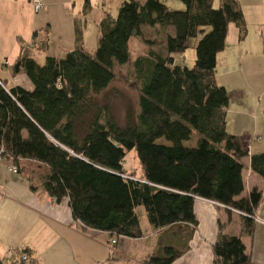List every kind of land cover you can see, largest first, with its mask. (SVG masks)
I'll return each mask as SVG.
<instances>
[{"label": "trees", "instance_id": "obj_1", "mask_svg": "<svg viewBox=\"0 0 264 264\" xmlns=\"http://www.w3.org/2000/svg\"><path fill=\"white\" fill-rule=\"evenodd\" d=\"M179 1L184 10L160 0H123L116 17L108 14L101 23L93 53L78 45L42 65L21 55L18 72L32 90L8 89L0 80V161L15 167L33 192L57 203L67 199L82 229L107 233L115 241L111 246L120 238L143 237L138 207L155 230L196 226V199L234 210L241 235L229 236L219 224L212 264H253L242 236L253 237L261 190L243 195V160L249 157L250 171L263 179L264 152L251 156L243 137L226 132L229 95L215 81L229 24L245 36L243 14L236 0H220L218 8L214 0ZM262 27L264 45V22ZM145 29L162 37L164 54L151 50L134 61L138 113L118 125L96 97L114 80V68L129 62L132 38L153 44L144 38ZM199 36L192 67L175 65L174 55ZM130 151L140 178L125 174ZM161 250L148 264H172L182 254ZM27 253H15L10 264H22Z\"/></svg>", "mask_w": 264, "mask_h": 264}, {"label": "crops", "instance_id": "obj_2", "mask_svg": "<svg viewBox=\"0 0 264 264\" xmlns=\"http://www.w3.org/2000/svg\"><path fill=\"white\" fill-rule=\"evenodd\" d=\"M78 1L42 0L43 8L34 13L30 0H0V80L5 88L32 90L31 82L16 70L18 58L26 54L38 62L52 56L53 36L58 37L55 49L59 55L55 57H63L78 45L89 53L95 51L101 23L109 13L106 14L102 5L101 11L93 15L89 4L86 9L85 1ZM160 1L172 10H184L179 0H172L171 7L167 0ZM213 5L219 7L220 0H214ZM76 29L80 32L79 43ZM64 30L68 45L57 35ZM84 32L88 34L84 36ZM243 138L250 155L257 154L252 152V141ZM243 162L247 171L243 195L253 187L261 190L264 178L252 176L249 157ZM194 213L196 226L175 225L155 230L144 222L142 229L152 234L151 237L120 238L111 246L107 233L82 229L80 222L73 219L67 199L57 203L40 192H33L26 179L13 173L7 162L0 161V259L3 264L12 261L7 256L9 250L16 254L28 250L35 264H148V259L160 255L166 246L182 251L172 264H212L211 246L219 224L224 225L225 234L240 236V215L202 199H196ZM254 224L253 237L243 235L242 240L252 263L264 264V198H261ZM135 244H139L141 250H132Z\"/></svg>", "mask_w": 264, "mask_h": 264}, {"label": "rangeland", "instance_id": "obj_3", "mask_svg": "<svg viewBox=\"0 0 264 264\" xmlns=\"http://www.w3.org/2000/svg\"><path fill=\"white\" fill-rule=\"evenodd\" d=\"M84 1H88L91 11L94 12L93 15H97L98 11H101V6L104 5L102 7L106 14L109 13L115 18L123 0H79L78 2L83 3ZM167 1L169 6L173 2L172 0ZM236 1L243 14L246 33L241 39L235 25L229 24L225 49L217 56L215 81L218 86L225 88L229 95L226 132L230 135L245 137L248 141L251 140L252 152L258 154L264 152V45L262 39L264 0ZM182 6L184 7V5ZM86 34L88 33H83L84 36ZM57 35L63 37V43L68 45L69 39H67L65 30L57 32ZM143 36L153 44L148 46L142 39L132 38L129 41V62L124 66L114 68V80L96 97L99 106L108 107L118 125H126L129 118H134L138 113V92L133 74L134 61L138 57L146 56L151 50L161 55L164 54L163 39L161 36H157L154 29H145ZM199 39L200 36L191 39L184 53L174 55L175 65L192 67L195 61V47ZM57 40L58 37L53 36L52 56L59 55L55 49ZM38 63L42 65L44 60H40ZM20 76L29 80L23 73ZM84 119L86 121L88 117H84ZM193 136L195 138L196 135ZM193 140L190 144L193 143ZM124 169L127 176L140 178L141 169L135 151L127 153L124 159ZM246 173L245 166L243 175L245 176ZM245 179L247 180L246 176ZM244 192H246V186ZM136 212L141 224L145 222L147 226H150L146 221L144 209L138 207ZM143 235L151 237L152 234L146 232L143 227ZM165 238L164 236V240ZM152 240L157 239L152 238ZM132 250H141V247L139 244H135Z\"/></svg>", "mask_w": 264, "mask_h": 264}, {"label": "built area", "instance_id": "obj_4", "mask_svg": "<svg viewBox=\"0 0 264 264\" xmlns=\"http://www.w3.org/2000/svg\"><path fill=\"white\" fill-rule=\"evenodd\" d=\"M30 4H31V6H32V9H33V11H34V13H38L42 8H43V4H42V0H30ZM11 171L13 172V173H17V170H16V168L15 167H11ZM261 198H264V179H263V187H262V189H261ZM238 213V212H237ZM239 214V213H238ZM115 244V241L114 240H112L111 241V245H114ZM14 251L13 250H9L8 252H7V256H8V258H13V256H14ZM30 257L28 256V255H26V254H23L22 256H21V263L22 264H30Z\"/></svg>", "mask_w": 264, "mask_h": 264}, {"label": "water", "instance_id": "obj_5", "mask_svg": "<svg viewBox=\"0 0 264 264\" xmlns=\"http://www.w3.org/2000/svg\"><path fill=\"white\" fill-rule=\"evenodd\" d=\"M18 68H19V65L17 64V65H16V70H17Z\"/></svg>", "mask_w": 264, "mask_h": 264}]
</instances>
